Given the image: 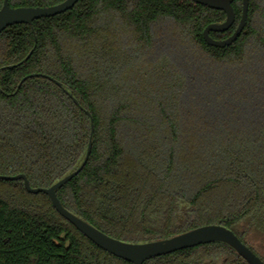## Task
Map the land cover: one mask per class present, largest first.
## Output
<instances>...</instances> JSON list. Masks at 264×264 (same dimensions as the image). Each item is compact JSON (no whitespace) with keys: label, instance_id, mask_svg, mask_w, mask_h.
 I'll return each instance as SVG.
<instances>
[{"label":"trees","instance_id":"16d2710c","mask_svg":"<svg viewBox=\"0 0 264 264\" xmlns=\"http://www.w3.org/2000/svg\"><path fill=\"white\" fill-rule=\"evenodd\" d=\"M233 6L234 24L212 37L235 31L242 0ZM225 19L192 0H79L33 27L4 29L0 175L49 187L77 169L88 110L92 152L57 191L66 208L130 242L222 224L264 260V0H250L235 42L208 44L204 29ZM0 264L135 263L99 247L20 179L0 180ZM144 264L248 263L214 241Z\"/></svg>","mask_w":264,"mask_h":264},{"label":"water","instance_id":"95a60500","mask_svg":"<svg viewBox=\"0 0 264 264\" xmlns=\"http://www.w3.org/2000/svg\"><path fill=\"white\" fill-rule=\"evenodd\" d=\"M78 1L79 0H64L58 4L50 6L13 7L11 6L10 0H4L3 5L0 9V34L4 29L14 24L27 23L33 27V23L35 20L42 17H50L63 13L73 8ZM192 1L206 5L213 9L223 10L226 13V19L223 22L210 23L204 29L203 35L208 44L217 47H224L226 45L232 44L240 37L248 20L250 0H242V16L238 23V26L232 33V35L224 39H216L212 37L211 32L226 31L234 24V22L236 21V12L233 6V2L235 0ZM29 56L30 54L26 57V59ZM38 74L39 73L30 74L24 77L22 81L30 76ZM48 77L53 79L51 76ZM57 83L59 85H62L59 81H57ZM69 94L76 103H79V101L71 93ZM86 113L92 120L91 134L85 159L77 169L49 187H33L27 175L24 173H19L16 175H0V180L21 179L24 182L25 188L30 193H46L50 197L55 209L95 244L112 253L113 255L135 264H144L145 261L157 256L170 254L181 249L195 247L204 243L214 241L224 242L233 247L247 261L248 264H264V260L247 244H245L232 229L222 224H207L199 226L181 234L163 239L145 242H130L115 238L105 233L90 222L86 221L82 217L66 208L61 202L57 191L83 170L92 152L95 126L91 112L86 110Z\"/></svg>","mask_w":264,"mask_h":264}]
</instances>
